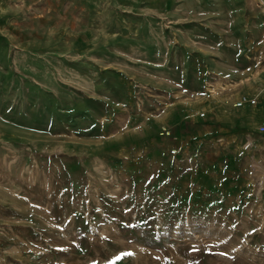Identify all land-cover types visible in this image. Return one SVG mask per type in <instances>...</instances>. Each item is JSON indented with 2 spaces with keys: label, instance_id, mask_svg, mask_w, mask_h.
Segmentation results:
<instances>
[{
  "label": "rangeland",
  "instance_id": "374dc122",
  "mask_svg": "<svg viewBox=\"0 0 264 264\" xmlns=\"http://www.w3.org/2000/svg\"><path fill=\"white\" fill-rule=\"evenodd\" d=\"M242 94L260 0H0V264H264V129L163 118Z\"/></svg>",
  "mask_w": 264,
  "mask_h": 264
},
{
  "label": "crops",
  "instance_id": "0c3cea01",
  "mask_svg": "<svg viewBox=\"0 0 264 264\" xmlns=\"http://www.w3.org/2000/svg\"><path fill=\"white\" fill-rule=\"evenodd\" d=\"M235 98V97H234ZM234 98L230 101L216 100L206 106L205 118L195 116V111H172L165 114L164 121L174 126L185 127L189 124L190 129L184 128V134H207L208 139L216 137V134H253L252 127L258 123V127L264 122V112L251 109L249 104L241 107L234 106ZM201 120H203L201 122ZM201 123V125H200ZM172 127V126H171Z\"/></svg>",
  "mask_w": 264,
  "mask_h": 264
},
{
  "label": "built area",
  "instance_id": "2783aa9c",
  "mask_svg": "<svg viewBox=\"0 0 264 264\" xmlns=\"http://www.w3.org/2000/svg\"><path fill=\"white\" fill-rule=\"evenodd\" d=\"M261 7L264 9V0H260ZM256 103L255 97H250L245 94L240 95L237 100L234 102V106L241 107L245 104L254 105ZM201 116L203 113L200 114ZM264 129V125L260 126V130Z\"/></svg>",
  "mask_w": 264,
  "mask_h": 264
}]
</instances>
